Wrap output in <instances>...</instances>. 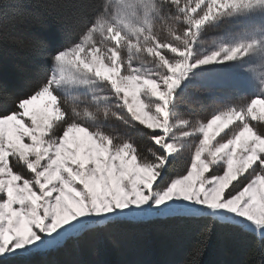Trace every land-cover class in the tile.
Instances as JSON below:
<instances>
[{
    "label": "snow or ice",
    "instance_id": "obj_1",
    "mask_svg": "<svg viewBox=\"0 0 264 264\" xmlns=\"http://www.w3.org/2000/svg\"><path fill=\"white\" fill-rule=\"evenodd\" d=\"M259 5L264 0H104L81 5L92 16L79 42L68 35L54 48L33 36L32 47L51 61L38 69L46 75L20 94L0 88L11 104L0 110V264H29L25 258L69 240L157 218L209 217L264 235V91L206 121L178 115L176 99L191 69L258 49L252 40L193 59L200 27ZM16 10L13 26L33 15L24 5ZM165 23L162 36L154 25ZM101 83L109 95L93 100L118 111L69 105L58 94ZM109 118L146 127L156 147L141 154L130 138L104 130ZM186 152L187 167L166 178Z\"/></svg>",
    "mask_w": 264,
    "mask_h": 264
},
{
    "label": "trees",
    "instance_id": "obj_2",
    "mask_svg": "<svg viewBox=\"0 0 264 264\" xmlns=\"http://www.w3.org/2000/svg\"><path fill=\"white\" fill-rule=\"evenodd\" d=\"M104 0H0V27L10 35L0 32V88L9 94H20L37 77L43 78L51 61L36 51L30 41L40 36L52 47H60L65 37L71 35L77 42L83 23L91 18L85 3H103ZM46 5L37 8V4ZM17 5L27 6L32 12L22 24L13 26ZM170 16L176 9H167ZM184 28L183 22L177 23ZM219 26V24L217 25ZM216 26V27H217ZM154 29L164 36L165 24H155ZM162 29V30H161ZM205 39V26L198 30ZM178 115L194 120L209 118L215 111L237 105L253 98L250 92L238 91L232 86L193 83L179 89ZM59 94V93H58ZM199 105L196 101L199 96ZM61 95V94H59ZM62 96V95H61ZM67 98L68 95H63ZM73 98H76L75 100ZM8 97L0 93V110L11 107ZM81 108L108 106L112 103H94L84 95L66 99ZM195 111L205 116L194 117ZM202 114V115H203ZM114 135L128 137L141 154L156 147L150 140L146 127L126 125L109 118L101 125ZM190 153L169 167L166 178L181 173L187 167ZM29 264H264V235L253 231L227 227L209 217H167L140 223H125L113 231H101L80 237L79 243L69 240L62 248H51L25 258Z\"/></svg>",
    "mask_w": 264,
    "mask_h": 264
},
{
    "label": "rangeland",
    "instance_id": "obj_3",
    "mask_svg": "<svg viewBox=\"0 0 264 264\" xmlns=\"http://www.w3.org/2000/svg\"><path fill=\"white\" fill-rule=\"evenodd\" d=\"M132 22L137 28L148 27V24H145L142 19L137 20L134 18ZM149 23H152V21H149ZM218 24L219 26H217ZM204 26L206 36L203 40L201 37L202 33L198 31L194 42L195 55L193 59L210 54L212 51L218 50L222 45L232 46L239 43H247L252 40L259 41L258 49L243 58H237L232 61H217L191 69L189 78L182 83L180 88L183 87L186 89L189 84L193 83H208L210 85L232 86L238 91L250 92L253 95L252 97L264 91V88L260 84V77L264 74V55L261 54V51L264 50V5L256 6L250 11L226 13L217 17L215 20L207 22ZM139 59L143 61L145 58L140 57ZM59 94L62 96L68 95L66 99L84 95L91 100L90 102L105 104L107 102L93 100V97L99 96L102 98L109 95V92L101 83L62 88L59 90ZM73 99L75 100L76 98ZM201 99L205 100L206 98H203L200 94L199 99L196 101L199 105L201 104ZM110 103L115 108L114 102L110 101ZM68 104L72 105L69 101ZM226 108L223 107V109L215 112ZM115 110L118 111L116 108ZM194 113V117L205 116L200 111H195ZM210 118L211 115H209V118L197 120L206 121ZM197 142L198 140L196 139L189 141L190 144ZM255 233L258 236H262L258 232Z\"/></svg>",
    "mask_w": 264,
    "mask_h": 264
}]
</instances>
